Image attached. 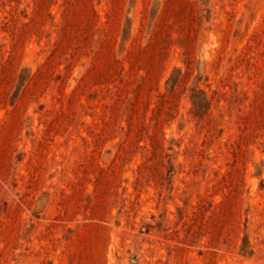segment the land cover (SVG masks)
Listing matches in <instances>:
<instances>
[{
    "label": "rangeland",
    "instance_id": "374dc122",
    "mask_svg": "<svg viewBox=\"0 0 264 264\" xmlns=\"http://www.w3.org/2000/svg\"><path fill=\"white\" fill-rule=\"evenodd\" d=\"M0 264H264V0H0Z\"/></svg>",
    "mask_w": 264,
    "mask_h": 264
}]
</instances>
